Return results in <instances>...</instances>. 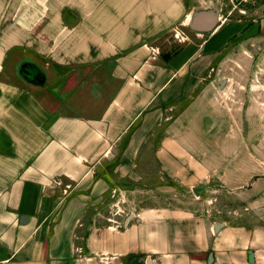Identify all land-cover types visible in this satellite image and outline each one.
I'll return each instance as SVG.
<instances>
[{
	"label": "crops",
	"instance_id": "1",
	"mask_svg": "<svg viewBox=\"0 0 264 264\" xmlns=\"http://www.w3.org/2000/svg\"><path fill=\"white\" fill-rule=\"evenodd\" d=\"M195 13L0 0L1 264H264L247 94L180 36Z\"/></svg>",
	"mask_w": 264,
	"mask_h": 264
},
{
	"label": "rangeland",
	"instance_id": "2",
	"mask_svg": "<svg viewBox=\"0 0 264 264\" xmlns=\"http://www.w3.org/2000/svg\"><path fill=\"white\" fill-rule=\"evenodd\" d=\"M185 1L190 13L220 11L221 21L215 32L197 34L190 29H184L180 36L182 39L189 38L198 42L213 37L212 51L218 54L213 64L214 69L220 68V60L224 57L225 74L234 81L235 89L232 91L247 94L248 155L261 157L264 162V147L261 146L264 145V0ZM142 184L143 182L130 183V190L135 191L130 194V200L142 205L146 197L149 199L145 201L147 204H155L154 198L145 195L148 193H141ZM178 198L177 203L189 204L184 196ZM168 199L176 201L173 195H168Z\"/></svg>",
	"mask_w": 264,
	"mask_h": 264
},
{
	"label": "water",
	"instance_id": "3",
	"mask_svg": "<svg viewBox=\"0 0 264 264\" xmlns=\"http://www.w3.org/2000/svg\"><path fill=\"white\" fill-rule=\"evenodd\" d=\"M221 21L220 11L196 12L190 22V29L198 34L215 32Z\"/></svg>",
	"mask_w": 264,
	"mask_h": 264
},
{
	"label": "trees",
	"instance_id": "4",
	"mask_svg": "<svg viewBox=\"0 0 264 264\" xmlns=\"http://www.w3.org/2000/svg\"><path fill=\"white\" fill-rule=\"evenodd\" d=\"M167 58V57H166ZM167 60H169V57L167 58Z\"/></svg>",
	"mask_w": 264,
	"mask_h": 264
},
{
	"label": "built area",
	"instance_id": "5",
	"mask_svg": "<svg viewBox=\"0 0 264 264\" xmlns=\"http://www.w3.org/2000/svg\"><path fill=\"white\" fill-rule=\"evenodd\" d=\"M1 264V263H0Z\"/></svg>",
	"mask_w": 264,
	"mask_h": 264
}]
</instances>
